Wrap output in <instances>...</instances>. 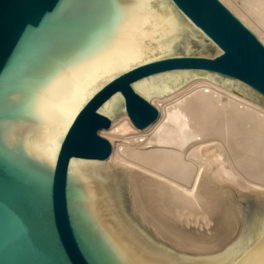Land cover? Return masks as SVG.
Returning a JSON list of instances; mask_svg holds the SVG:
<instances>
[{"label": "water", "instance_id": "95a60500", "mask_svg": "<svg viewBox=\"0 0 264 264\" xmlns=\"http://www.w3.org/2000/svg\"><path fill=\"white\" fill-rule=\"evenodd\" d=\"M222 49L216 56L174 55L140 64L99 89L78 113L54 167L4 138L7 122L32 119L29 100L56 71L96 48L120 15L117 0H0V264H262L264 197L227 191L233 217L214 243L197 244L152 226L135 205L126 169L105 160L99 133L112 119L100 111L115 94L138 128L157 108L134 88L172 70L219 73L264 96V43L220 0H170ZM20 95L15 98L14 96ZM34 119V118H33Z\"/></svg>", "mask_w": 264, "mask_h": 264}, {"label": "bare ground", "instance_id": "6f19581e", "mask_svg": "<svg viewBox=\"0 0 264 264\" xmlns=\"http://www.w3.org/2000/svg\"><path fill=\"white\" fill-rule=\"evenodd\" d=\"M220 1L264 43V0ZM117 2L120 15L100 44L35 90L29 100L34 119L3 125L8 145L21 143L31 156L54 167L73 123L62 117L78 94L90 99L140 64L192 55L191 37L198 27L172 1ZM134 88L157 108L158 118L143 129L126 109L112 118L115 101L122 97L115 94L100 109L112 119L99 131L111 143V155L102 162L74 157L69 170L92 165L126 169L135 205L152 226L185 241L216 242L234 213L227 191L214 182L264 197V96L235 78L195 70L153 74Z\"/></svg>", "mask_w": 264, "mask_h": 264}, {"label": "rangeland", "instance_id": "374dc122", "mask_svg": "<svg viewBox=\"0 0 264 264\" xmlns=\"http://www.w3.org/2000/svg\"><path fill=\"white\" fill-rule=\"evenodd\" d=\"M195 36L191 37V43L193 45L191 54L192 55H205V56H214L220 53V49H218L215 44L205 37L203 33L198 28H195ZM125 112V104L124 99L120 97L115 101L113 106V113L111 114L112 118H119ZM106 160V159H105ZM105 160H98V161H105Z\"/></svg>", "mask_w": 264, "mask_h": 264}, {"label": "snow or ice", "instance_id": "6c2138e0", "mask_svg": "<svg viewBox=\"0 0 264 264\" xmlns=\"http://www.w3.org/2000/svg\"><path fill=\"white\" fill-rule=\"evenodd\" d=\"M127 66V65H125ZM74 73L79 74L80 69H75L73 70ZM63 82V77L59 78L57 81L54 82L52 86V90H54L58 85H60ZM85 87H89L88 84H85ZM87 96H83L82 94H78L76 99L71 103V105L65 110L63 114V120L65 123L68 122H74L77 119V113L80 112L85 105L87 104L88 101ZM264 264V262H262Z\"/></svg>", "mask_w": 264, "mask_h": 264}]
</instances>
